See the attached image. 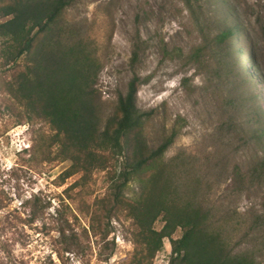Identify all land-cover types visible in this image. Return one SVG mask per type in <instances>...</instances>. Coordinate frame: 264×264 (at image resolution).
<instances>
[{"label": "rangeland", "instance_id": "374dc122", "mask_svg": "<svg viewBox=\"0 0 264 264\" xmlns=\"http://www.w3.org/2000/svg\"><path fill=\"white\" fill-rule=\"evenodd\" d=\"M224 6L240 28L232 42L235 55L231 59L207 52L205 70L198 74L179 58L163 60L157 44L163 37L171 48L188 54L201 42L192 32L184 0H77L61 24L66 39L83 41L98 60L95 88L106 116L114 112L133 76L142 79L138 108L157 112L145 126V140L155 149L168 131L180 130L166 160L180 155L191 163V183L202 179L201 199L217 218L230 220L226 230L233 253L251 252L264 264V126L255 117L264 111V0H226ZM221 12L215 14L220 20ZM151 37L155 40L150 42ZM134 44L141 51L132 65ZM183 77L190 78L184 87ZM2 106L0 101V264H123L133 244L116 220L103 252L86 236L79 248L62 251L55 213L74 181L60 183L71 162L42 172L24 165L29 126L7 129ZM134 190L135 184L129 193ZM34 196L40 198L39 214L29 221L23 206ZM84 226L85 221L76 230ZM163 226L162 219L154 225L156 230ZM234 226L240 229L232 231ZM180 236L178 230L174 238ZM164 240L154 264L168 262L171 244ZM113 246L115 254L106 261Z\"/></svg>", "mask_w": 264, "mask_h": 264}, {"label": "trees", "instance_id": "16d2710c", "mask_svg": "<svg viewBox=\"0 0 264 264\" xmlns=\"http://www.w3.org/2000/svg\"><path fill=\"white\" fill-rule=\"evenodd\" d=\"M76 1L0 0L4 124L7 129L29 126L30 147L22 151V163L29 168L42 172L53 164L71 162L60 183L74 181L61 195L55 213L62 251L79 248L86 236L94 238L103 252L110 245L111 223L116 220L133 244L123 264H154L164 239L171 244L167 264H260L251 252L233 253L226 230L230 220L217 218L201 199L202 179L191 183V163L180 155L166 160L180 130L174 127L168 131L155 149L145 140V126L157 112L138 108L137 95L143 83L138 75L119 97L114 112L105 115L95 88L98 60L83 41L66 39L61 24L62 15ZM225 1L184 0L192 32L201 42L184 54L161 37L157 44L163 60L179 58L185 68L198 74L205 70L207 52L233 59L232 42L240 28L226 12ZM220 10L224 15L221 20L215 15ZM140 49L134 44L132 65ZM189 81L183 77L181 86ZM255 117L264 126V111ZM133 184L137 190L129 193ZM39 200L34 196L24 203L29 221L39 214ZM159 219L164 226L156 230ZM83 221L87 226L78 232L76 227ZM235 227L240 229L234 226L232 231ZM178 230L181 236L174 238ZM114 249L106 261L115 254Z\"/></svg>", "mask_w": 264, "mask_h": 264}]
</instances>
